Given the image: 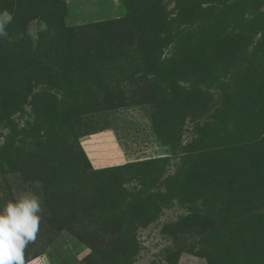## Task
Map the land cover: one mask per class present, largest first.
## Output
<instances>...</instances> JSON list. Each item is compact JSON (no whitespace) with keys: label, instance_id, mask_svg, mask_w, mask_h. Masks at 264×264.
<instances>
[{"label":"rangeland","instance_id":"rangeland-1","mask_svg":"<svg viewBox=\"0 0 264 264\" xmlns=\"http://www.w3.org/2000/svg\"><path fill=\"white\" fill-rule=\"evenodd\" d=\"M0 23L29 264H264V0H0Z\"/></svg>","mask_w":264,"mask_h":264},{"label":"clouds","instance_id":"clouds-1","mask_svg":"<svg viewBox=\"0 0 264 264\" xmlns=\"http://www.w3.org/2000/svg\"><path fill=\"white\" fill-rule=\"evenodd\" d=\"M0 23V37L6 36ZM41 199L31 192L0 205V264H29L28 245L40 231Z\"/></svg>","mask_w":264,"mask_h":264}]
</instances>
